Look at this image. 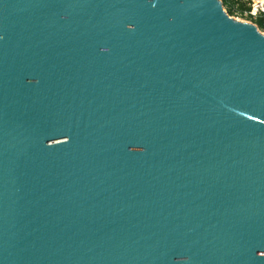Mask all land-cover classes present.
Listing matches in <instances>:
<instances>
[{
    "label": "water",
    "instance_id": "water-1",
    "mask_svg": "<svg viewBox=\"0 0 264 264\" xmlns=\"http://www.w3.org/2000/svg\"><path fill=\"white\" fill-rule=\"evenodd\" d=\"M0 264H264V32L0 0Z\"/></svg>",
    "mask_w": 264,
    "mask_h": 264
},
{
    "label": "built area",
    "instance_id": "built-area-1",
    "mask_svg": "<svg viewBox=\"0 0 264 264\" xmlns=\"http://www.w3.org/2000/svg\"><path fill=\"white\" fill-rule=\"evenodd\" d=\"M240 2H243L247 6V9L244 11L247 15V21L252 22L258 26L256 22L257 20H260L264 24V0H235L233 7L236 12L240 11ZM233 16H236L238 18V16L241 15Z\"/></svg>",
    "mask_w": 264,
    "mask_h": 264
},
{
    "label": "trees",
    "instance_id": "trees-1",
    "mask_svg": "<svg viewBox=\"0 0 264 264\" xmlns=\"http://www.w3.org/2000/svg\"><path fill=\"white\" fill-rule=\"evenodd\" d=\"M222 2H223L224 7L226 8L227 12L230 15H241L242 17L247 18V15L244 12L247 9V6L243 2H240V11L239 12H236L234 7H233L235 0H222ZM256 23L258 24L259 28L262 31H264V24L262 23V21L257 20Z\"/></svg>",
    "mask_w": 264,
    "mask_h": 264
},
{
    "label": "rangeland",
    "instance_id": "rangeland-1",
    "mask_svg": "<svg viewBox=\"0 0 264 264\" xmlns=\"http://www.w3.org/2000/svg\"><path fill=\"white\" fill-rule=\"evenodd\" d=\"M234 17H236V16H234ZM238 18L241 19V20H247L246 17H242V16H238Z\"/></svg>",
    "mask_w": 264,
    "mask_h": 264
}]
</instances>
